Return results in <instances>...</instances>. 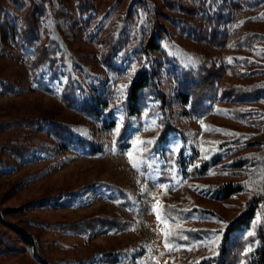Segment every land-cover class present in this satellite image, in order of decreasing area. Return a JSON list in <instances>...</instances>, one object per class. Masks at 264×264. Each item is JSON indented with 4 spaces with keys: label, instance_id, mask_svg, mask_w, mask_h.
<instances>
[{
    "label": "rangeland",
    "instance_id": "rangeland-1",
    "mask_svg": "<svg viewBox=\"0 0 264 264\" xmlns=\"http://www.w3.org/2000/svg\"><path fill=\"white\" fill-rule=\"evenodd\" d=\"M68 1L74 20H58L52 13L40 18L41 43L56 44L57 67L34 74L29 66L33 52L21 48L16 37L30 0L22 5L0 0V82H17L20 91L0 97V159L8 161L0 166V208L26 207L32 221L52 225L99 214L131 221L122 233L36 229L41 257L48 264H103L104 253H120L125 259L120 264H195L219 255L227 228L244 213L247 200L256 195L264 201V152L257 142L264 141V100L232 106L222 93L264 81V0H188L200 14L224 23L234 14L224 49L189 36L180 20L184 14L163 9V0H96L86 15L77 10L79 0ZM232 4L242 10L234 13ZM156 6L169 18L154 19L169 32L159 37L163 52L149 54L147 62L162 63L165 73L173 64L197 72L203 59L227 67L218 99L202 116L192 113V104L183 107L172 100L168 89L163 90L165 115L160 102L150 97L141 116L128 120L124 113L127 86L137 76L138 63L122 55L151 33ZM110 38L122 39L125 48L107 60ZM109 86L115 89L113 115L96 118L69 104ZM34 117L37 126L20 124ZM112 117L115 128H106L104 121ZM168 124L171 132L165 136ZM55 126L70 128L103 152L62 148L54 139ZM125 127L131 148L122 153L118 145L126 140L121 134ZM20 147L30 149L25 159L10 150ZM237 151L249 157L252 166L234 173L230 154ZM232 179L246 185L244 195L221 202L208 193ZM48 197L53 200L44 202ZM194 207L209 214H193ZM260 227L264 234V204L246 232V237L255 238L249 252L259 244ZM0 231L14 235L1 224ZM195 233L198 237L191 238ZM0 264L40 263L24 250L0 256Z\"/></svg>",
    "mask_w": 264,
    "mask_h": 264
},
{
    "label": "trees",
    "instance_id": "trees-1",
    "mask_svg": "<svg viewBox=\"0 0 264 264\" xmlns=\"http://www.w3.org/2000/svg\"><path fill=\"white\" fill-rule=\"evenodd\" d=\"M14 4L22 5L24 0H10ZM163 9L173 12L178 10L184 16L180 19L184 30L189 33V36L198 39L199 41L206 40L211 45L217 46L221 49L226 48L232 33H228L234 20V14L228 20L222 21L215 16H206L200 14L201 9H197L188 0H163ZM96 0H79L77 10L81 15H86L90 10L96 6ZM234 13L242 10L239 5L232 4ZM160 6L155 7L154 18L163 17L169 18L165 15ZM51 13L58 20L67 19L74 20V13L69 9L68 0H56V5L53 6L52 0H30V7L22 18V26L16 33L17 42L19 46L25 50L33 52V60L30 62V70L36 74L43 68L57 67V46L51 42L41 43L40 37V18L50 17ZM230 15V14H229ZM228 15V16H229ZM237 15V14H236ZM226 15L222 18H225ZM155 20V21H154ZM152 20L151 33L144 34L133 50H125L122 57L129 55L128 59L134 58L138 63L137 76L132 79L127 86V98L124 104V113L128 120L139 117L144 112L148 98L160 102L159 110L163 115L167 113L166 101L163 97V90L168 89V95H172L171 99L178 102L181 106L186 107L192 104V113L195 116H202L207 113L218 99L220 85L227 74V67L217 65L211 59H203L199 67V71H184L180 70L175 64L167 68L165 73L162 68V63L158 66L153 65L147 58L151 53H162L163 47L160 41L162 34H167L169 31L167 27L157 21ZM230 22V23H228ZM223 24V25H221ZM229 24V25H228ZM2 37V29L0 26V39ZM162 38V37H161ZM238 41L239 38L236 37ZM242 40H240V43ZM122 39H111L108 43L107 60L114 59L115 56L124 49ZM114 86V85H113ZM109 86L98 93L89 92L88 97L82 101L79 98L69 100L70 105H74L81 109L89 116L101 118L107 115H113L112 110L115 106V89ZM70 85L66 91L70 90ZM19 83L0 82V97L4 95H13L19 93ZM164 93V94H163ZM226 98V104L235 106L249 105L250 103L264 100V81L256 84L233 86L228 91L222 92ZM82 102V103H80ZM234 107H231L233 110ZM166 111V112H165ZM243 116V115H241ZM129 123V121H128ZM24 126H37L38 121L34 118H26L20 121ZM115 118L112 117L108 121H104L106 128H115ZM128 124H126L127 127ZM7 126V125H5ZM171 125L168 124L163 134L168 136L171 132ZM122 129V137L126 136V140H120L118 150L122 153H127L131 145L128 143L129 134H126L127 128ZM54 139L62 146V148L69 149L70 147L81 146L89 150L91 154L103 152L101 147L88 141L76 137L73 130L68 127L55 126L52 129ZM164 136V137H165ZM167 138V137H166ZM123 139V138H122ZM128 139V140H127ZM123 141V142H122ZM260 144L258 147L263 148L264 141H257ZM12 153L20 159H25L30 153V149L26 147L12 148ZM230 151V150H229ZM233 158V172L245 168V166H252L249 159H245L243 154L238 151L230 154ZM8 164V161L0 159V166ZM195 175L199 176V172L195 171ZM238 179V178H237ZM215 190L208 189V193L214 197L215 200L227 202L235 199L239 195L246 193V185L241 181L232 179L229 183H222L214 187ZM52 196V195H50ZM59 195L58 198H60ZM55 197V196H53ZM57 198V199H58ZM53 199L48 197L44 202H50ZM33 202L34 204H37ZM256 203V204H254ZM264 201L257 200V196L253 195L245 203V211L237 219H235L227 228L224 235V244L221 247L219 255L207 257L195 264H264V234L261 227L259 228V244L253 251L249 252V246L254 244L255 238L246 237V232L256 222L257 213ZM31 207V203L28 205ZM26 207L20 208H0V224L6 227L13 236L6 232L0 231V256L19 255L24 250L29 251L32 257L40 264H48L47 260L41 257L40 248L41 241L39 236L34 232L36 229L49 228L56 229L62 232H78L81 234H94L98 231L122 233L130 228L131 221L124 220L117 216L99 214L75 223H57L49 224L46 222L32 221L25 212ZM191 213L196 214L199 211L197 207L190 210ZM209 211H201L200 213L209 214ZM189 209L184 213L187 218ZM26 216V217H25ZM171 216V215H170ZM198 233L191 234V238H197ZM96 258V257H92ZM100 260V259H99ZM125 259L120 253H104L100 261L103 264H120Z\"/></svg>",
    "mask_w": 264,
    "mask_h": 264
},
{
    "label": "snow or ice",
    "instance_id": "snow-or-ice-1",
    "mask_svg": "<svg viewBox=\"0 0 264 264\" xmlns=\"http://www.w3.org/2000/svg\"><path fill=\"white\" fill-rule=\"evenodd\" d=\"M118 131V130H117ZM159 218V217H158Z\"/></svg>",
    "mask_w": 264,
    "mask_h": 264
}]
</instances>
